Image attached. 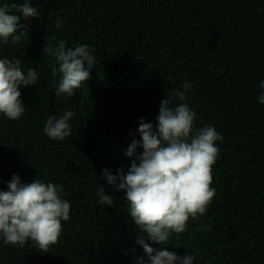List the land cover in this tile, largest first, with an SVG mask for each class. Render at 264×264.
Instances as JSON below:
<instances>
[{"label": "trees", "instance_id": "1", "mask_svg": "<svg viewBox=\"0 0 264 264\" xmlns=\"http://www.w3.org/2000/svg\"><path fill=\"white\" fill-rule=\"evenodd\" d=\"M24 0H0V6ZM41 16L23 19L21 42L0 47V58L35 70L36 85L21 88L25 113L0 114V189L18 174L62 186L70 219L48 253L0 238V264H137L143 249L123 193L98 180L103 169L125 173L126 155L141 118L155 125L162 100L186 102L195 128L223 137L212 166L215 196L199 220L173 234L161 250L195 257L194 264H264V0H30ZM62 27L56 28V18ZM20 34V33H18ZM87 45L96 59L91 78L72 97H58L59 42ZM191 83L186 101L175 90ZM73 111L72 135L44 134L50 115ZM103 119H105L103 121ZM142 151V150H138ZM105 187L113 204L99 202ZM204 226L206 230L201 231ZM135 250V251H133Z\"/></svg>", "mask_w": 264, "mask_h": 264}, {"label": "clouds", "instance_id": "2", "mask_svg": "<svg viewBox=\"0 0 264 264\" xmlns=\"http://www.w3.org/2000/svg\"><path fill=\"white\" fill-rule=\"evenodd\" d=\"M10 9L22 13L25 20L41 16L40 9L33 7L30 0L0 6V47L8 45L10 39L13 45L19 44L26 34L20 31L21 16ZM62 23V18L57 17L55 27L61 28ZM56 62L58 68H52V76L58 73L60 76L56 95L72 97L91 78L96 59L87 45L66 49L65 42L60 41ZM37 82V72L31 68L23 71L20 59L0 58V114L8 120H19L25 113L21 88ZM191 87V83L185 82L183 90H175L174 98L186 101L185 93ZM260 88L264 89V81ZM258 101L264 104V94L258 96ZM171 104L169 97L161 101L155 125L143 118L139 121L140 138L136 139L134 134L126 151L128 157H134L128 171L117 169V174H112L103 169L97 179L113 186V192L123 193L128 214L138 229L134 243L143 249L149 264H194V256L180 257L166 248L153 247L148 241L166 246L170 236L187 230L190 219L199 220L206 214L216 194L211 187L212 166L219 154L216 141L223 137L210 125L195 128L197 114L186 102ZM74 115L69 110L59 117L50 115L44 134L52 140L64 141L72 135L70 121ZM63 196L62 186L45 183L38 176L30 183H22L18 174L13 175L7 190L0 189L3 243L23 247L31 241L39 252L48 253L58 243L62 222L70 219L71 204ZM97 196L101 204H113V197L106 194L105 187L97 189ZM200 230L206 228L202 226ZM136 260L137 264H145L143 256Z\"/></svg>", "mask_w": 264, "mask_h": 264}]
</instances>
